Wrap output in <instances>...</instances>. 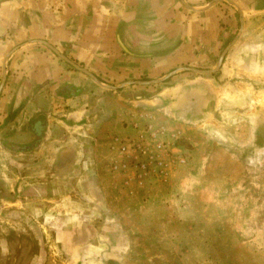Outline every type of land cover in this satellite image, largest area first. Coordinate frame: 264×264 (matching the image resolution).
<instances>
[{
    "label": "rangeland",
    "instance_id": "obj_1",
    "mask_svg": "<svg viewBox=\"0 0 264 264\" xmlns=\"http://www.w3.org/2000/svg\"><path fill=\"white\" fill-rule=\"evenodd\" d=\"M244 5L251 4L246 1ZM230 9L236 12L235 8ZM252 15L241 14L242 34L230 45L239 29L236 13L233 15L232 33L218 50L221 53L230 45L223 63H230L244 31H254ZM258 31H264V25ZM216 60L213 57L207 64L199 63L194 70H209ZM172 72L169 78L151 85L141 84L147 80L135 75L129 79L137 83L132 87L118 86L115 92L103 90L101 108L86 101L84 109L88 113L70 118L71 143L82 144L89 163L85 169H73L69 166L73 158H66L73 153H61L66 155L61 161L64 169L57 170L74 177L69 183L70 196L75 212L82 215L78 217L81 223L77 219V226L69 225L62 230V236L57 237L55 231L46 228V218L40 215L42 211L28 214L48 203L30 204L26 195L14 194L12 183L3 178L0 264H264V162L262 169L254 170L250 157L246 156V165L240 163L239 157L240 149L253 148L254 137L250 134L256 127L255 144L264 142V86H247L241 91L233 88L234 94L219 85L221 78L217 71L213 77L191 73L187 76L191 80H173V76L183 71ZM167 74L156 75L157 78L148 81L160 80ZM98 76L108 86L115 84L114 73ZM209 79L218 87H208L205 81ZM193 80L198 82L187 83ZM5 86L10 85L4 83L1 91ZM167 89L178 92L171 96L161 94ZM86 93L93 95L94 89ZM255 96H259L256 101ZM175 101H181L180 105L174 104ZM176 105L180 107L175 108ZM123 107L131 111L130 118L128 123L117 124L122 128L131 127L118 138L122 134L114 129L115 109L119 112ZM162 109L169 111L163 114ZM64 112L55 114L53 121L49 117L48 126H55L62 118L58 115ZM146 116L150 124L165 126L175 135L171 140L173 151L185 161L181 166H173L165 180L137 179L131 169L123 173L111 169L114 163L122 162L118 154L111 153L113 139H139ZM82 124L86 126L84 129L90 128L89 134L94 137L82 135ZM46 126L45 123L44 131ZM44 131L35 147L45 142ZM17 137L11 135V143L28 146L34 142L29 134L17 133ZM9 152L10 161L16 158L23 165L43 158L34 149L20 155L10 148ZM80 179L84 184L72 181ZM14 202L16 206L12 205ZM79 204L85 209L77 210ZM14 206L21 207V216L10 211Z\"/></svg>",
    "mask_w": 264,
    "mask_h": 264
},
{
    "label": "crops",
    "instance_id": "obj_2",
    "mask_svg": "<svg viewBox=\"0 0 264 264\" xmlns=\"http://www.w3.org/2000/svg\"><path fill=\"white\" fill-rule=\"evenodd\" d=\"M229 1L244 16L252 13L254 19V31H244L230 63L225 64L222 59L223 64L217 70L221 78L219 85L227 88L229 93L236 94L233 88L241 91L247 86H264V31H258L264 25V0ZM246 1L251 5L245 6ZM230 6L220 0H0V77L4 67V83L10 85L0 91V186L5 178L12 183L14 194L19 197L26 195L30 204H34V201L48 203L32 209L28 214L36 215L38 210L42 211L40 215L46 218V228L55 231L57 237L62 236V230L69 228V225L77 226V219L80 224L78 217L82 215L75 212L70 196L69 183L74 177L57 170L64 169L61 161L65 160L66 155L61 153L65 152L73 153L66 157L73 158V163L69 165L73 169H85L89 163L82 144L71 143L68 134V130H71L70 118H79L88 113L84 109L86 101L101 108L103 90L116 91L118 86L132 87L133 81L129 79H134L135 75L148 82L150 78H157L156 75L179 72V68H198L199 63L207 64L213 57L218 59V50L232 33L233 15L236 12ZM235 18L238 22L237 13ZM37 41L45 42L78 67L84 63L82 69L109 88L94 84ZM99 73H114L115 84L108 86L98 76ZM191 73L183 71L172 79L191 80L187 77ZM197 82L193 80L187 83L191 85ZM205 83L213 89L218 87L211 79ZM92 88L93 95L87 94V90ZM173 92L176 94L178 91L167 89L161 94L168 96ZM228 96L230 98L231 95ZM257 97H254L255 101ZM180 103L175 101L174 104ZM162 111L166 114L169 110ZM60 112L65 115H58L62 118L57 120L55 126H48L51 122L48 118L52 116L50 119L53 121ZM130 112L124 107L119 112L115 109L114 129L122 134L118 138L130 130L129 125L122 128L117 124L128 123ZM258 115L260 121V110ZM40 117L47 124L44 143L28 150L26 148L31 143L28 146L26 143H11L9 137H17V133L29 134L34 142L37 141V132L32 128ZM85 127L82 124V130ZM257 129L250 134L255 143ZM89 130V127L84 129L82 135L92 137ZM255 143L248 151L240 149L239 154L242 165L243 162L247 164L246 156L250 157V162L252 159L254 170L262 169L264 162V142ZM17 145L20 147H15ZM8 147L18 155L34 149L44 159L29 165H23L16 158L10 161ZM111 153L116 155L114 151ZM76 180L72 181L84 184L81 179ZM128 180L131 181L130 178ZM12 205L16 206V202ZM15 206L10 211L13 215L21 216V207ZM80 206L82 204L78 205L77 210L85 209ZM74 216H77L75 220Z\"/></svg>",
    "mask_w": 264,
    "mask_h": 264
},
{
    "label": "built area",
    "instance_id": "obj_3",
    "mask_svg": "<svg viewBox=\"0 0 264 264\" xmlns=\"http://www.w3.org/2000/svg\"><path fill=\"white\" fill-rule=\"evenodd\" d=\"M145 118L142 134L136 141L132 139H113V147L122 162L114 163L111 167L121 173L132 170L137 179L157 178L165 180L173 166H181L184 160L176 157L173 151V133L165 126L150 124V118Z\"/></svg>",
    "mask_w": 264,
    "mask_h": 264
},
{
    "label": "water",
    "instance_id": "obj_4",
    "mask_svg": "<svg viewBox=\"0 0 264 264\" xmlns=\"http://www.w3.org/2000/svg\"><path fill=\"white\" fill-rule=\"evenodd\" d=\"M220 1H224L226 3H229L233 8H235L236 13L238 15L239 29H238L237 35L234 37L233 41L230 44V45H232L234 43V41L236 40V38L238 37V35L240 34L241 30H242L243 20H242L241 13H240L239 9L237 8V6L233 2H231L229 0H220ZM37 42L40 43V44H42V45H44L46 48H48L53 54H55L56 56H58L62 61H64L66 64H68L71 68H73L74 70H76V71L84 74L85 76H87L94 84H96V85H98L100 87H103V88H107V89L109 88L107 86H104V85L100 84L89 72L85 71L84 69H82V68L76 66L75 64H73L72 62L68 61L62 55L57 54V52L52 47H50L49 45H47L45 42H41V41H37ZM230 45L226 46L222 50V52L218 56V59L216 61V64H215L214 68L211 69V70H207V71H196V70L190 69V68H179L178 70H180V71H190V72L199 73V74H202V75H210V74H213L214 72H216L218 70L219 66L221 65L222 59H223L224 55L227 53V51L229 50ZM3 63H4V61L2 62V64ZM172 74H173V72H170L167 75H165L163 78H161L160 80L143 82L141 84H143V85L155 84V83H157L159 81H162L164 79L169 78ZM4 81H5V71H4V67H2V69H1V77H0V91H1V89L3 87ZM133 84H137V83L133 82Z\"/></svg>",
    "mask_w": 264,
    "mask_h": 264
},
{
    "label": "trees",
    "instance_id": "obj_5",
    "mask_svg": "<svg viewBox=\"0 0 264 264\" xmlns=\"http://www.w3.org/2000/svg\"><path fill=\"white\" fill-rule=\"evenodd\" d=\"M216 74H217V73H216ZM216 74H212V75H210V77H213V76H215ZM31 122H34V120H31ZM44 127H45V122H44V120H43L42 117H40V118H38L37 120H35V125H33L32 130L35 129V131L37 132V135H36V137H37V141L31 143L30 147H27V148H26L27 150L33 148V147L35 146V144L38 143V140H39L40 136L43 134ZM28 128H29V127H28ZM23 149H24V148H19V150H23Z\"/></svg>",
    "mask_w": 264,
    "mask_h": 264
}]
</instances>
